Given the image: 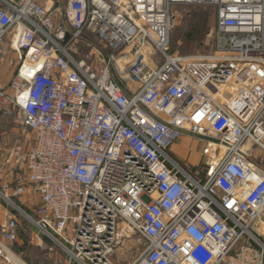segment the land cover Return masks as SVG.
<instances>
[{"label":"built area","instance_id":"1","mask_svg":"<svg viewBox=\"0 0 264 264\" xmlns=\"http://www.w3.org/2000/svg\"><path fill=\"white\" fill-rule=\"evenodd\" d=\"M177 6L214 9L210 52L167 53ZM63 15L0 0V46L18 61L0 113L33 134L4 158L21 172L11 197L38 195L25 216L74 264H110L123 230L143 248L131 264H264L250 160L264 153V0H67ZM85 32L108 51L92 64L66 49ZM184 136L204 141L196 173L168 153ZM0 198L14 205L6 186ZM17 232L14 215L0 226L9 243Z\"/></svg>","mask_w":264,"mask_h":264},{"label":"rangeland","instance_id":"2","mask_svg":"<svg viewBox=\"0 0 264 264\" xmlns=\"http://www.w3.org/2000/svg\"><path fill=\"white\" fill-rule=\"evenodd\" d=\"M52 9L56 11L58 19L63 23L65 0H54ZM174 19L168 40L170 55H205L212 49L214 29V9L206 6H177L173 7ZM66 39V49L75 58H82L92 64L95 53L105 57L106 48L90 33L85 32L80 39L71 42ZM152 62L158 61L159 55L150 53L148 58ZM17 54L8 48V41L4 40L0 46V85L4 87L11 79L17 66ZM169 150V155L182 167L191 173H196L198 166L209 158L200 155L204 141L194 136H184ZM33 141V134L22 125V113L14 111L11 117H4L0 113V190L3 185L12 190L15 188L21 172L14 163H6L5 156L17 147L28 150ZM250 160L264 171V153L254 150ZM11 197V196H10ZM16 207L0 198V218L7 214L14 215L18 222L17 238L7 247L9 252L23 264H74L67 261L63 252L49 241H44L40 231L25 216L35 219L33 209L20 206L15 198H10ZM25 213V214H24ZM110 264H131L133 259L143 249L134 236L126 230L119 231ZM124 235V236H123ZM130 235V236H129Z\"/></svg>","mask_w":264,"mask_h":264},{"label":"crops","instance_id":"3","mask_svg":"<svg viewBox=\"0 0 264 264\" xmlns=\"http://www.w3.org/2000/svg\"><path fill=\"white\" fill-rule=\"evenodd\" d=\"M14 1L18 2V0H14ZM53 1L54 0H41V3L42 4H46L47 7H51V6L53 7V3H54ZM66 1L67 0H65V2ZM183 138L185 139V137H183ZM3 186H5V185H3ZM7 189H8L9 196H11V193H12L13 190L11 188H9V187ZM10 198H13V197H10ZM15 199L17 200V202H18V204L20 206H24V208H26V209H31L32 208L33 211H34L35 207H37L38 204H39L38 195L36 194V192L33 190L32 187H27L25 192L21 196L15 197ZM9 215H8V212H7V214L3 215V218H0V226L3 225L6 221H8L9 218H11L12 215L11 216H9ZM42 239H44V241H48L45 237H42ZM0 242L3 245H5L6 248L9 246V242H7L1 236H0ZM0 264H4V263L0 260Z\"/></svg>","mask_w":264,"mask_h":264},{"label":"bare ground","instance_id":"4","mask_svg":"<svg viewBox=\"0 0 264 264\" xmlns=\"http://www.w3.org/2000/svg\"><path fill=\"white\" fill-rule=\"evenodd\" d=\"M119 59H114L115 62L119 63L118 61ZM128 233V232H127ZM119 234V233H118ZM124 236V235H123ZM130 236V235H129ZM11 257V263L12 264H23L20 260H18L15 256H13L12 254L10 255Z\"/></svg>","mask_w":264,"mask_h":264}]
</instances>
